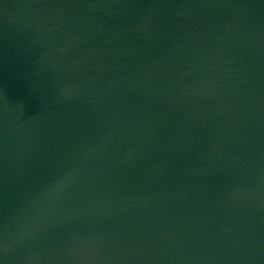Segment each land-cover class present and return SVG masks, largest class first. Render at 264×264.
I'll return each instance as SVG.
<instances>
[{
	"label": "water",
	"instance_id": "95a60500",
	"mask_svg": "<svg viewBox=\"0 0 264 264\" xmlns=\"http://www.w3.org/2000/svg\"><path fill=\"white\" fill-rule=\"evenodd\" d=\"M0 264H264V0H0Z\"/></svg>",
	"mask_w": 264,
	"mask_h": 264
}]
</instances>
